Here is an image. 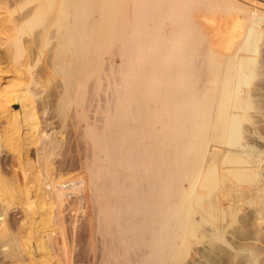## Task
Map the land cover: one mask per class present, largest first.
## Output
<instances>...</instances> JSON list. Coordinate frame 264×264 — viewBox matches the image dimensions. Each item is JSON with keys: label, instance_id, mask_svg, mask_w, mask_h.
Instances as JSON below:
<instances>
[{"label": "bare ground", "instance_id": "bare-ground-1", "mask_svg": "<svg viewBox=\"0 0 264 264\" xmlns=\"http://www.w3.org/2000/svg\"><path fill=\"white\" fill-rule=\"evenodd\" d=\"M0 13L3 57L16 60L17 68L24 67L20 60L30 56L27 52L44 49L54 36L49 62L60 77L61 90L54 92L59 96L57 110L71 106L76 121L84 123L93 210L104 236L115 244L107 246L105 264H132L136 245L150 247L142 248V262L175 264L181 255L176 252L180 232L192 234L196 229L190 220L193 207L205 218H214L219 208L213 192L203 191L215 186L210 171L205 170L201 188L196 184L201 161L210 139L241 144V121L251 104L239 96V88L248 84L257 72L252 64L261 60L235 53L223 60L215 53L207 55L203 33L185 0H0ZM33 29L37 34L22 37ZM256 42V33L249 29L238 49L253 53ZM110 48L120 52L119 65L102 60ZM99 75L105 85L102 125L93 117ZM29 94L32 103L21 97L19 101L23 125L36 131L40 149L35 151L49 160L54 142L42 137L35 111L42 106ZM156 154L162 156L158 165ZM228 158L230 163L242 161L236 155ZM241 170L229 172L239 180ZM118 253L122 257L115 263L112 258Z\"/></svg>", "mask_w": 264, "mask_h": 264}, {"label": "rangeland", "instance_id": "rangeland-1", "mask_svg": "<svg viewBox=\"0 0 264 264\" xmlns=\"http://www.w3.org/2000/svg\"><path fill=\"white\" fill-rule=\"evenodd\" d=\"M185 2L190 17L199 24L203 33L207 55L215 53L223 60L235 53L237 57L261 60V63L252 64L257 72L248 84H240L239 88V96L251 104L242 117L241 144H216L210 139L208 152L201 161L196 184L198 189L201 188L200 181L208 171L216 178L215 186L203 187V191L213 192L219 208L215 209L216 213L213 209L208 211L217 216L205 218L202 210L193 207L190 220L195 222L196 229L193 235L180 232L182 239H176V252H181V255L175 264H264V0ZM249 29L257 37L253 53L238 49ZM36 31L33 29L22 37L32 36ZM4 37L1 33L0 39L5 40ZM47 41L44 49L27 52L26 55L30 54L27 59L24 56L19 58L24 62L22 68H17L20 65L16 60L3 57L6 42L3 46L0 44V106L3 103L2 109L0 107V264H105L107 246L115 247V244L104 236L93 210V191L86 175L90 160L87 159L89 149L82 132L84 123L76 121L71 106L64 107L62 112L57 110L59 96L55 93L61 90L60 77L54 74L49 62L54 36ZM119 53L107 49L102 60L113 66L119 65ZM117 73L113 72L114 75ZM98 78L93 95L96 108L93 117L100 125L105 85L101 75ZM29 92L42 106L35 110L38 129L45 132H42L43 138H51L54 142L49 160H42L36 152L40 149L39 142L35 140L36 131L34 133L23 125L19 101L21 97L22 102L32 103L29 101L34 97ZM8 134L12 136L10 145H7ZM229 155L239 156L242 161L230 163ZM155 158L158 165L162 156L156 154ZM230 169H242L243 177L236 180ZM101 200L97 202L101 203ZM203 205L209 207L205 201ZM110 227H113L112 223ZM145 247L134 246L136 252L132 254L136 257H133L132 264L152 263L140 260L142 248H150L148 245ZM121 257L122 254H114L112 260L118 263Z\"/></svg>", "mask_w": 264, "mask_h": 264}]
</instances>
